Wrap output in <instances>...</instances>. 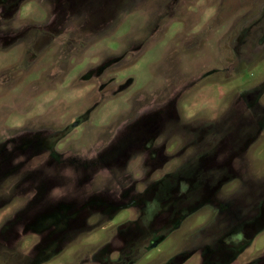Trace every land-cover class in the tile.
Returning <instances> with one entry per match:
<instances>
[{"label":"rangeland","instance_id":"1","mask_svg":"<svg viewBox=\"0 0 264 264\" xmlns=\"http://www.w3.org/2000/svg\"><path fill=\"white\" fill-rule=\"evenodd\" d=\"M264 264V0H0V264Z\"/></svg>","mask_w":264,"mask_h":264},{"label":"flooded vegetation","instance_id":"2","mask_svg":"<svg viewBox=\"0 0 264 264\" xmlns=\"http://www.w3.org/2000/svg\"><path fill=\"white\" fill-rule=\"evenodd\" d=\"M13 264H22V262H21V263H16V262H15V263H13Z\"/></svg>","mask_w":264,"mask_h":264}]
</instances>
